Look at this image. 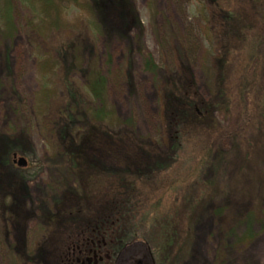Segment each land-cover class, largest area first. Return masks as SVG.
Returning <instances> with one entry per match:
<instances>
[{
	"label": "rangeland",
	"instance_id": "rangeland-1",
	"mask_svg": "<svg viewBox=\"0 0 264 264\" xmlns=\"http://www.w3.org/2000/svg\"><path fill=\"white\" fill-rule=\"evenodd\" d=\"M12 1L17 28L11 34L0 33V264H66L70 246L86 235L93 220L116 210L102 195L91 204L88 216L67 214L79 197L77 184L55 183L58 177L35 111L40 84L24 24L28 9L19 0ZM93 4L103 29L98 36L92 32L84 46L86 50L94 46L118 115L134 118L135 150L142 162L158 169L156 181L144 189L145 197L152 199L150 212L134 227L128 225L129 236L120 234L116 250L106 244L99 251L104 256L113 252L108 262L116 264L126 244L142 239L154 264H160L172 218L177 216L188 225H183L187 243L177 264H264V228L256 227L254 237L242 243L234 238L228 242L224 231L232 214L243 213L253 200L264 204V116L253 119L260 130L252 128L250 145L236 146L234 132L229 133L233 115L218 109L210 114L208 123L215 124L211 135L192 132L195 136L188 142H182L181 134L175 140L161 138L163 110L156 77L145 68L148 56L161 69L176 70L178 77L193 82L195 100L213 103L216 81L211 82L207 73L211 43L203 0H93ZM63 16L66 23L76 24L80 12L72 7ZM75 79L82 80L79 68ZM255 93L262 101L258 109L264 110V91ZM211 152L216 154L211 157ZM247 153L250 163L243 172ZM14 154L24 157L27 166L15 163ZM96 159L95 167L103 173L119 174L105 155L97 153Z\"/></svg>",
	"mask_w": 264,
	"mask_h": 264
},
{
	"label": "trees",
	"instance_id": "trees-1",
	"mask_svg": "<svg viewBox=\"0 0 264 264\" xmlns=\"http://www.w3.org/2000/svg\"><path fill=\"white\" fill-rule=\"evenodd\" d=\"M19 2L28 9L24 24L37 58L40 84L35 111L51 152L54 177H58L55 183L77 184L75 192L79 197L67 214L88 216L92 205L102 195L112 201L108 202L116 210L93 220L86 235L70 246L71 257L66 264H86L89 260H93L92 264H109L113 252L104 256L99 248L107 244L110 251L116 250L120 234L129 236L128 225L134 227L150 212L152 199L145 197L144 189L156 181L158 169L152 163L142 162L135 150L134 118L120 117L110 103L108 79L94 56V46L90 45L86 53L91 33L98 36L103 29L96 19L93 0ZM203 2L210 26L208 52L213 60L210 59L212 65L207 73L211 82L216 81L211 105L192 97L193 82L187 77H178L176 70L161 69L151 56L146 58L145 68L156 77L160 94L165 123L162 141L175 140V136L181 134L182 142H188L195 136L192 132L211 135L215 124L209 125L210 114L218 109L233 115L235 123L229 133L234 132L236 146L253 144L252 128L260 130V126H254L253 119L264 116V110L258 109L262 101L255 93L264 91V0ZM72 7L80 12L76 24L66 23L63 16ZM14 10L12 0H0V33L11 34L16 30ZM242 61L246 64L241 65ZM77 68L81 70V81L75 79ZM236 76L237 82L233 84ZM200 135L197 137L201 138ZM97 153L113 161L119 174L112 176L95 167ZM208 154L213 157L216 153ZM245 162L242 171L248 172V153ZM249 205L243 213L230 216L224 230L228 242L233 238L246 242L254 237L256 227L263 230L264 204L253 200ZM182 221L177 216L172 218L160 264H177L181 257L187 243Z\"/></svg>",
	"mask_w": 264,
	"mask_h": 264
},
{
	"label": "water",
	"instance_id": "water-1",
	"mask_svg": "<svg viewBox=\"0 0 264 264\" xmlns=\"http://www.w3.org/2000/svg\"><path fill=\"white\" fill-rule=\"evenodd\" d=\"M14 162L21 167L27 166V160L17 158V154H14ZM116 264H154L148 243L142 239L129 242L117 256Z\"/></svg>",
	"mask_w": 264,
	"mask_h": 264
},
{
	"label": "flooded vegetation",
	"instance_id": "flooded-vegetation-1",
	"mask_svg": "<svg viewBox=\"0 0 264 264\" xmlns=\"http://www.w3.org/2000/svg\"><path fill=\"white\" fill-rule=\"evenodd\" d=\"M91 260H89V262H90Z\"/></svg>",
	"mask_w": 264,
	"mask_h": 264
}]
</instances>
